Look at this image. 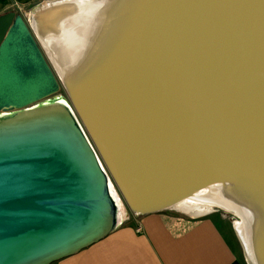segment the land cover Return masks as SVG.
<instances>
[{
	"label": "water",
	"instance_id": "95a60500",
	"mask_svg": "<svg viewBox=\"0 0 264 264\" xmlns=\"http://www.w3.org/2000/svg\"><path fill=\"white\" fill-rule=\"evenodd\" d=\"M140 12L110 65L63 90L67 106L58 96L0 119V264L78 253L116 229L115 197L143 216L212 179L264 187V0ZM32 33L0 15V112L61 88Z\"/></svg>",
	"mask_w": 264,
	"mask_h": 264
},
{
	"label": "bare ground",
	"instance_id": "6f19581e",
	"mask_svg": "<svg viewBox=\"0 0 264 264\" xmlns=\"http://www.w3.org/2000/svg\"><path fill=\"white\" fill-rule=\"evenodd\" d=\"M146 1L73 0L52 9L44 5L30 14L32 34L52 64L61 88L69 92V87L77 88L110 65L123 50L126 36L136 23L135 15H140ZM54 96L38 102L32 108L58 97ZM60 97L67 106L65 98ZM32 108L1 112L0 119L23 114ZM186 192L166 210L192 218L210 215L217 209L233 215L236 217L232 222L234 231L246 261L249 264H264L262 185L251 177L236 176L204 181ZM115 203L117 228L127 218V213L118 197H115Z\"/></svg>",
	"mask_w": 264,
	"mask_h": 264
},
{
	"label": "crops",
	"instance_id": "0c3cea01",
	"mask_svg": "<svg viewBox=\"0 0 264 264\" xmlns=\"http://www.w3.org/2000/svg\"><path fill=\"white\" fill-rule=\"evenodd\" d=\"M41 1L50 0H0V15L15 5L24 9ZM196 218L173 217L165 210L146 214L119 224L102 239L52 264H241L218 224Z\"/></svg>",
	"mask_w": 264,
	"mask_h": 264
},
{
	"label": "rangeland",
	"instance_id": "374dc122",
	"mask_svg": "<svg viewBox=\"0 0 264 264\" xmlns=\"http://www.w3.org/2000/svg\"><path fill=\"white\" fill-rule=\"evenodd\" d=\"M50 1H52V0H50ZM45 2H49V1L35 2V3H32L31 5H29L28 7H25L24 9L16 7V5H15L8 12H15L16 14L21 15L25 19V21L28 22L29 21V16L34 11V9H36L40 5H43ZM63 90L66 92V90L62 87V89L60 88V90L58 91V93L55 96H62L63 97ZM124 210L127 213V218L125 220H123L124 222L122 221L120 223V225L122 223H125V222H128V221L132 220V215L133 214L129 213L127 211L128 209L125 208V207H124ZM165 212L170 214L173 217L184 218V219L189 220V221L197 220V218H195V219L189 218L188 216L180 214V213H178V212H176L174 210H165ZM201 218H210L214 222H216L218 224V226L221 228L222 232H224L226 234V236L231 239V242L233 244V247L235 249L236 256H237L239 262L241 264H247V262L245 261V258H244L243 249H242V247L240 245V242H239V240H238V238L236 236V233L234 231V225L232 223L233 220L236 219V217H234L233 215L227 214V213L217 209L213 213H211L210 215H207V216H204V217H201ZM201 218H198V219H201Z\"/></svg>",
	"mask_w": 264,
	"mask_h": 264
},
{
	"label": "built area",
	"instance_id": "2783aa9c",
	"mask_svg": "<svg viewBox=\"0 0 264 264\" xmlns=\"http://www.w3.org/2000/svg\"><path fill=\"white\" fill-rule=\"evenodd\" d=\"M138 217H139V215H132V219H135V218H138ZM135 223H136V229L139 232L140 231L139 223L138 222H135Z\"/></svg>",
	"mask_w": 264,
	"mask_h": 264
},
{
	"label": "flooded vegetation",
	"instance_id": "af4514ba",
	"mask_svg": "<svg viewBox=\"0 0 264 264\" xmlns=\"http://www.w3.org/2000/svg\"><path fill=\"white\" fill-rule=\"evenodd\" d=\"M15 113V112H14Z\"/></svg>",
	"mask_w": 264,
	"mask_h": 264
}]
</instances>
